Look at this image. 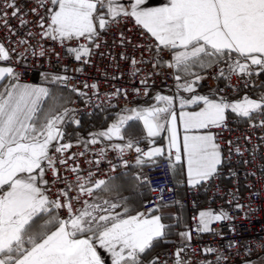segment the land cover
I'll use <instances>...</instances> for the list:
<instances>
[{
	"label": "snow or ice",
	"instance_id": "snow-or-ice-1",
	"mask_svg": "<svg viewBox=\"0 0 264 264\" xmlns=\"http://www.w3.org/2000/svg\"><path fill=\"white\" fill-rule=\"evenodd\" d=\"M30 2L34 6L25 11L18 0H0V27L7 29L9 39L18 35L10 25L13 18L18 19L20 28L32 25L36 29L17 39V45L26 46L23 51L0 41V264H106L98 248L107 254L110 264H169L168 258L152 255L158 244L168 242L167 237L172 234V225L163 222V214H155L164 205L154 204L133 215L126 199L119 195L120 186L112 178L93 179L92 171L83 174L77 159L85 153L65 156L73 144L62 142L66 134L64 125L69 121L80 124L75 109L66 107L69 101L47 87L21 83L16 68L5 62L13 59V53L17 62L25 61L29 53L44 57L54 50L45 49L41 41L50 40L65 46L66 53L76 61L88 64L101 47L102 33L111 32L112 28H117L121 46L133 45L119 25L134 20V26L141 28V35L150 37L151 42L133 46L152 53L153 69L160 66L164 50L172 52L171 62L165 63L183 74L174 77L177 95L157 94L154 105L123 109L128 114H117L107 129L89 133L90 139L78 140L77 144L87 149L89 144L105 139L110 142L98 150L95 160L88 161L95 166L107 158L109 149L121 157L125 167L129 161L123 156L133 149L138 167L166 158L173 174L185 173L188 185L199 187L219 177L228 159L218 142L219 132L213 129L231 131L227 124L229 112L247 118L252 128L264 129V81L255 79L264 74V0H167L160 7H147L145 0ZM29 13L36 17L35 21L25 18ZM37 37L39 47L30 42ZM71 41H76V46H70ZM56 55L59 58V53ZM120 59L129 61L132 76L140 72L135 66L144 62L123 52ZM214 65L218 66L217 80L230 82L235 76L244 81L245 88L256 85L258 96L245 94L230 101L220 94L223 89L208 95L196 93L195 87L204 77L192 69ZM68 79L56 75L50 82ZM140 83L147 85V78ZM85 87L98 90L95 83H85ZM181 89L192 95L188 98L179 95ZM72 90L86 95L74 86ZM121 94L126 97L127 91L116 89L110 95ZM144 95H148L147 87ZM177 100L179 113L175 108ZM191 105L198 110H184ZM130 121H142L146 136L139 135ZM162 132L167 133L166 144L157 145L155 138ZM142 139L148 141L147 150L139 146ZM227 143L231 146L233 141ZM234 150L243 155L241 147L235 146ZM232 151L229 147V156ZM108 162L114 171L117 165ZM61 168L71 172L75 179L62 175ZM49 171L51 181L47 179ZM141 177L138 174L135 179L139 181ZM103 194L115 197L105 199ZM230 196L228 203H234L236 210L247 207L248 213L254 211L250 205L239 202L238 190ZM194 219L198 221L196 231L208 233L214 231L213 222L232 217L223 209L218 212L208 209L201 210ZM177 235L182 246L171 254V262L190 264L184 254L191 247L192 232L186 229ZM201 254L205 259L199 264H222L227 260L211 246L202 248ZM212 254L214 260L207 259Z\"/></svg>",
	"mask_w": 264,
	"mask_h": 264
},
{
	"label": "built area",
	"instance_id": "built-area-1",
	"mask_svg": "<svg viewBox=\"0 0 264 264\" xmlns=\"http://www.w3.org/2000/svg\"><path fill=\"white\" fill-rule=\"evenodd\" d=\"M18 3L24 6L25 11L34 6L30 0H18ZM25 18L30 21L36 20V17L31 13ZM10 25L13 29H16L18 35L11 36L9 39L7 29L0 27V41L4 42L9 48L16 47L17 51H23L26 46L17 45V39L24 36L28 30L35 31L36 29L32 25L20 28L16 18L10 20ZM119 28L126 36L131 37L133 45L151 42L150 37L141 35L142 29L134 26V20L132 19L122 21ZM38 39L39 37L31 39L30 42L39 47L37 45ZM41 43L45 49H53L54 51L47 52L44 57L32 56L29 53L26 60L22 62H17L16 54L13 53V59L5 63H10L16 68V71L20 74V82L23 83L42 80L50 82V78L56 75L68 77L69 79L66 82H56V84L73 92V99L69 104H66V107L75 109L76 119L92 115L100 110L111 111L112 113L118 112L154 98L157 94L174 97L177 95V81L174 78L177 74L176 69L167 67L165 63L168 62L171 51L164 50L161 53L160 66L153 69L152 53L145 48H135L133 45L121 46L117 28H112L111 32L102 33L99 41L101 47L96 50V54L91 57V63L88 64H82L76 61L74 56H69L66 53V47L61 46L58 42L45 40ZM69 44L74 47L77 42L71 41ZM121 52L129 57L144 61L135 66L140 69L137 75H130L132 66L129 61L120 59ZM56 53H59V58ZM100 53H103V55ZM78 68L83 70L76 71ZM149 73L154 74L149 75ZM195 73L204 77L195 87V92L200 95H208L213 90L223 89L224 92L220 94L225 95L228 100H230V97L244 96L245 94L258 96L259 89L256 85L250 84L248 88H245L244 81L237 80L235 76L230 82L224 79L217 80L215 77L218 73V66L214 65ZM46 76H48V79L45 78ZM114 76L118 78L113 79ZM145 78L148 81L147 85L140 83ZM191 78L188 77V79ZM255 79L264 81V74ZM180 82L183 83V80ZM85 83L88 85L97 84L98 90L90 87L86 88ZM72 86L79 89L80 92L86 93V95L74 92ZM146 87L148 95H144ZM116 89L126 90L127 96L125 97L123 94L111 96L110 94ZM134 89H139V92L134 91ZM255 91H257L256 94H254ZM179 95L188 98L192 94L181 89ZM178 107L177 100L176 110ZM227 124L228 129H231V131L213 129L214 132H219L218 142L221 144L224 156L228 157L221 169V175L199 187H191L188 183L184 186L182 203L188 208L187 229L192 232L191 247L187 249L184 258L189 260L190 264H199L200 260L205 259L201 254V249L207 246L216 248L218 253H222L223 256L227 257V260L223 261L222 264H237L264 253V247H261V245H264V139H262L264 138V129L252 128L248 121L242 122L239 118L234 117H227ZM245 137H250V140L245 139ZM229 140L233 141L231 146L227 143ZM62 142L69 141L63 140ZM109 143L105 139L102 143L89 144L87 149L83 144L72 143L73 147L68 153H65V156L70 153L84 152L85 155L78 157L77 163L83 170V174H87L88 171L94 172L93 179L108 180L124 172H132L135 176L142 174L141 180H143V177H147L145 182L148 196L143 198L140 212L145 211L146 208H152L154 204L169 205L178 199L180 187L173 180L174 176L169 169L166 158H160L156 164H146L138 167L135 165L137 154L133 149L123 156V159L129 161L128 166L125 167L121 163V157L115 151L109 149L107 158L98 166L89 164L88 161L97 158L98 150ZM139 146L147 150L148 143L141 142ZM235 146L241 147L243 155L235 152ZM229 147L233 148L230 156ZM108 161L117 165L114 171ZM244 161H248V163H244ZM69 163H72V161H69ZM60 171L62 175L67 176L70 180L75 179L71 172L65 171L63 168ZM47 179L52 180L50 171L47 173ZM58 187H63V185H58ZM237 190L239 202L250 205L254 210L253 212L248 213L247 207L243 211L236 210L234 203H228L231 199L230 193L237 192ZM253 193H259V195H253ZM201 194L207 198V202L202 201ZM85 199L90 198L85 197ZM75 206L80 207L79 204ZM204 208L213 209L217 212L223 209L228 212L232 219L213 222L211 225L213 232L198 233L196 231L198 221L194 217H198L199 210ZM245 213H248L247 218ZM230 243L233 244L231 248L228 247ZM166 246L164 250L157 252V254L161 259L168 258L169 264H172L171 254L182 246L180 237L175 236ZM214 258L215 254L207 257L209 260H214Z\"/></svg>",
	"mask_w": 264,
	"mask_h": 264
},
{
	"label": "crops",
	"instance_id": "crops-1",
	"mask_svg": "<svg viewBox=\"0 0 264 264\" xmlns=\"http://www.w3.org/2000/svg\"><path fill=\"white\" fill-rule=\"evenodd\" d=\"M125 2H127V0H125ZM165 3H167V0H145V6L147 7H160L163 6ZM171 57H172V52H170L169 55V59L168 62H171ZM201 69L198 67H194L192 69L193 72H198ZM176 73L178 75H183L182 73H179L176 70ZM176 74V75H177ZM23 83V82H21ZM28 84H32V85H38V86H43V87H47L50 89L51 92L57 94L58 96H62L65 98V100L69 101L67 104H69L72 99H73V92H71V90L61 87L56 83H52L49 82L47 80H42V81H38V82H31ZM243 97V95L240 96H233L230 97V101L233 100H237V99H241ZM253 98H256V96H252ZM157 102L155 101L154 98L148 99L146 101H143L142 103H138V105L136 106H131L128 108H139V107H148L150 105H154ZM66 106V105H65ZM185 111H196L198 110V107L196 105H191L188 108L184 109ZM177 113H179L180 108L178 107V109L176 110ZM104 113L107 114H112L111 118L109 119V121L107 122L106 125L104 126H99L96 127L94 129H90L88 130L86 133H84V131L81 130V128L76 129L75 131H77L78 134H82L81 136L79 135H75L77 136L76 139L72 138L73 135V131L76 127H78L79 125H76L73 122H68L67 124L64 125V131H65V136H64V141H70V140H87L90 139L89 137V133H93V132H97V131H101V130H105L107 129L111 123L117 118V114H128V113H124L122 112V110L118 111V112H111V111H106ZM227 117H234V118H238L234 113L229 112L227 114ZM240 120L244 119V118H239ZM129 124L132 126V128L141 136H146V131L143 129V123L142 121H130ZM127 127V126H126ZM81 130V131H80ZM181 134L183 132L182 127L180 129ZM166 136L167 133L166 132H162L160 134V136L156 137V144L157 145H164L166 144ZM85 138V139H84ZM141 142H147L148 141L146 139H142ZM179 167V166H178ZM175 182L177 183V185L180 187V192H178V199L173 202L168 204H163L164 206L155 214H163V222L166 224H170L172 225V234L169 235L167 237V241L170 242L175 236H178L177 233L185 231L188 227V208L183 205L182 203V196H183V191H184V186L187 183V177L185 173H181L180 171H177L176 174H173ZM135 175L132 172H124V173H120L117 174L113 177H111L115 183L117 185L120 186L119 189V195L122 198L126 199L127 205L129 207V209L131 210V214H135L136 212H140L141 207H142V200L143 198L148 196V192L146 190V182L143 180H136L135 179ZM105 199H114L115 194H112L111 196L108 194H103ZM201 199L202 201L205 203L207 202V198L201 194ZM201 210H208L206 208L201 209ZM199 210V212L201 211ZM117 211H121L122 209H117ZM198 212V214H199ZM98 251L100 252L102 257L106 258V264H110V261L107 258V254L102 250L98 248Z\"/></svg>",
	"mask_w": 264,
	"mask_h": 264
},
{
	"label": "trees",
	"instance_id": "trees-1",
	"mask_svg": "<svg viewBox=\"0 0 264 264\" xmlns=\"http://www.w3.org/2000/svg\"><path fill=\"white\" fill-rule=\"evenodd\" d=\"M257 91L254 92V94H256ZM105 111H96L94 112L92 115L89 116H82L80 117V124L78 126V128L83 129L82 131H84V133H86L88 130L90 129H94L96 127L99 126H104L107 124V122L109 121V119L111 118L112 114H107L104 113ZM242 122H246L248 121L247 118H244L241 120ZM169 242H164L161 241L158 246L155 248L154 253H152V255H156L157 252L164 250L168 245Z\"/></svg>",
	"mask_w": 264,
	"mask_h": 264
},
{
	"label": "rangeland",
	"instance_id": "rangeland-1",
	"mask_svg": "<svg viewBox=\"0 0 264 264\" xmlns=\"http://www.w3.org/2000/svg\"><path fill=\"white\" fill-rule=\"evenodd\" d=\"M78 120L80 121V119H78ZM69 122H70V121H69ZM76 129H78V127H76V128L74 129V131H73V135H72V138H73V139H76L77 136H75V135H78V136H79V134L77 133V131H75ZM81 130H83V129H81ZM81 130H80V131H81ZM84 139H85V138H84ZM77 141H78V140H70L71 143H77ZM247 261H251L252 264H264V253L261 254V255H258V256H256V257H252V258H249V259H247V260L241 261V262H239V263H237V264H246Z\"/></svg>",
	"mask_w": 264,
	"mask_h": 264
}]
</instances>
